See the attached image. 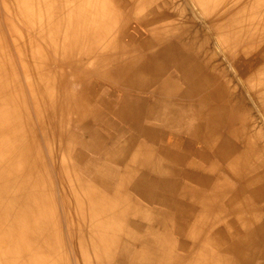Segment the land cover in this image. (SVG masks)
<instances>
[{"label": "bare ground", "instance_id": "1", "mask_svg": "<svg viewBox=\"0 0 264 264\" xmlns=\"http://www.w3.org/2000/svg\"><path fill=\"white\" fill-rule=\"evenodd\" d=\"M0 264H264V0H0Z\"/></svg>", "mask_w": 264, "mask_h": 264}, {"label": "rangeland", "instance_id": "2", "mask_svg": "<svg viewBox=\"0 0 264 264\" xmlns=\"http://www.w3.org/2000/svg\"><path fill=\"white\" fill-rule=\"evenodd\" d=\"M201 21H202L201 18H198V19H197V22H201ZM238 83H239V82H238ZM240 85H241V89L245 88V85H244L243 83H241ZM240 85H239V86H240ZM242 85H243V88H242ZM248 94H249V93H247V97L249 98ZM249 99H250V101H251V97H250ZM255 110H256V109H255ZM260 121H261V120H260ZM165 128H166V126H165ZM164 130H165L166 133H168V131H169V129H168V130L164 129ZM65 245H67V246H66V247H67V250H68L67 252H69V254H70V253H71V251H69V250H70V249H69L70 247L68 246L67 243H66ZM66 247H65V249H66Z\"/></svg>", "mask_w": 264, "mask_h": 264}]
</instances>
